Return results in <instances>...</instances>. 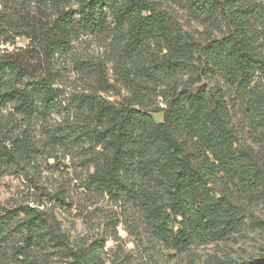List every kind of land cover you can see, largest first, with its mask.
<instances>
[{
  "label": "trees",
  "instance_id": "obj_1",
  "mask_svg": "<svg viewBox=\"0 0 264 264\" xmlns=\"http://www.w3.org/2000/svg\"><path fill=\"white\" fill-rule=\"evenodd\" d=\"M43 1L56 18L27 30L48 64L70 51L78 33L108 31L111 17L114 39L124 41V52L163 80L165 107H157L163 121L151 115L132 73H126L130 103L81 95L75 116L63 117L42 141L33 130L35 121L64 108L51 73L29 79L19 63L0 58V107L12 106L25 120L22 125L14 117L16 134L4 135L9 145H0V169L36 167L41 156L55 157V147L74 140L93 169L89 185L135 208L153 241L166 249L183 252L238 231L243 219L230 187L255 188L264 179V168L240 143L231 88L246 115L264 131V0H172L203 25L205 40L184 32L173 14L151 0H78L77 12L70 0ZM214 33L221 38L213 39ZM149 51L154 56L148 60ZM186 75L190 80L182 86L179 79ZM201 78L213 82L211 88H194L192 80ZM27 212V234L49 224L51 238L66 242L49 210Z\"/></svg>",
  "mask_w": 264,
  "mask_h": 264
},
{
  "label": "rangeland",
  "instance_id": "obj_2",
  "mask_svg": "<svg viewBox=\"0 0 264 264\" xmlns=\"http://www.w3.org/2000/svg\"><path fill=\"white\" fill-rule=\"evenodd\" d=\"M151 1L173 14L184 32L205 40L203 25L193 21L172 0ZM80 5L78 0H70L74 12L81 9ZM55 18L54 11L43 0H0V58L19 63L22 71L30 74L29 79L51 73L53 88L59 91L64 107L46 114L44 121H35L33 130L38 138L45 141L63 117H74L75 102L81 95L100 97L114 104L130 103L133 93L124 80L126 73H132L151 115L158 122L163 121L157 107H165V84L153 75L152 69L153 73L146 72L138 65L139 59L124 52V41L114 39L115 23L111 17L108 31L78 33L70 51L57 55L51 66L32 46L27 27ZM220 38V33L213 34V39ZM148 53L149 60L154 55ZM144 80L147 89L139 84ZM188 80L186 75L179 83L184 86ZM192 83L194 88H211L213 84L204 78ZM231 89L237 105L233 119L241 134L240 143L251 149L257 164L264 168V131L254 117L246 115L243 103ZM14 117L24 125L23 116L14 113L12 106L0 107V145H9L4 142V135L16 134ZM73 141L68 147H55V157L41 156L36 167L0 169V264H264V179L255 188L241 184L230 187L243 219L238 231L225 240L197 242L177 252L153 241L135 208L89 185L93 169L82 159L85 151L73 145ZM58 192L60 196L56 198ZM49 193L51 197H46ZM44 207L57 220L56 232L64 234L66 242L51 238L49 224L27 234L24 223L28 220V208ZM8 214L12 215L11 220L5 219Z\"/></svg>",
  "mask_w": 264,
  "mask_h": 264
}]
</instances>
